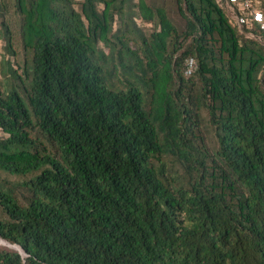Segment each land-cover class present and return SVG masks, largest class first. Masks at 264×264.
I'll use <instances>...</instances> for the list:
<instances>
[{
    "label": "trees",
    "instance_id": "trees-1",
    "mask_svg": "<svg viewBox=\"0 0 264 264\" xmlns=\"http://www.w3.org/2000/svg\"><path fill=\"white\" fill-rule=\"evenodd\" d=\"M176 2L0 0V264H264V0Z\"/></svg>",
    "mask_w": 264,
    "mask_h": 264
},
{
    "label": "built area",
    "instance_id": "built-area-1",
    "mask_svg": "<svg viewBox=\"0 0 264 264\" xmlns=\"http://www.w3.org/2000/svg\"><path fill=\"white\" fill-rule=\"evenodd\" d=\"M233 3V7H229V10L233 11L234 15V10L235 8L239 10L242 15H245L248 17L249 15H256L257 14V9L253 5V0H231ZM249 25V23L247 22ZM196 69V62L193 58H187L184 62V75L186 77H189Z\"/></svg>",
    "mask_w": 264,
    "mask_h": 264
},
{
    "label": "crops",
    "instance_id": "crops-1",
    "mask_svg": "<svg viewBox=\"0 0 264 264\" xmlns=\"http://www.w3.org/2000/svg\"><path fill=\"white\" fill-rule=\"evenodd\" d=\"M146 2L150 6L163 8L176 27L179 30L183 29L184 21L179 15L176 0H146Z\"/></svg>",
    "mask_w": 264,
    "mask_h": 264
},
{
    "label": "rangeland",
    "instance_id": "rangeland-1",
    "mask_svg": "<svg viewBox=\"0 0 264 264\" xmlns=\"http://www.w3.org/2000/svg\"><path fill=\"white\" fill-rule=\"evenodd\" d=\"M79 1L80 0H75V2H79ZM228 12H229V15L232 17L233 16V11L228 10ZM232 19L234 20L233 17H232ZM2 47H3V42H2L1 37H0V58L3 56L2 55L3 54V50H2L3 48ZM15 49L17 50V53H18L17 60L18 61H22L23 60V55H22L21 47L17 43H15Z\"/></svg>",
    "mask_w": 264,
    "mask_h": 264
},
{
    "label": "water",
    "instance_id": "water-1",
    "mask_svg": "<svg viewBox=\"0 0 264 264\" xmlns=\"http://www.w3.org/2000/svg\"><path fill=\"white\" fill-rule=\"evenodd\" d=\"M3 241L8 244V242H6L5 240H3ZM11 246H12L11 248L19 250L22 256H25V253L22 251V249L19 246H17V245H11Z\"/></svg>",
    "mask_w": 264,
    "mask_h": 264
},
{
    "label": "bare ground",
    "instance_id": "bare-ground-1",
    "mask_svg": "<svg viewBox=\"0 0 264 264\" xmlns=\"http://www.w3.org/2000/svg\"><path fill=\"white\" fill-rule=\"evenodd\" d=\"M0 245H5V246H10V247H12L10 244H7V243H5L3 240H1L0 239Z\"/></svg>",
    "mask_w": 264,
    "mask_h": 264
}]
</instances>
